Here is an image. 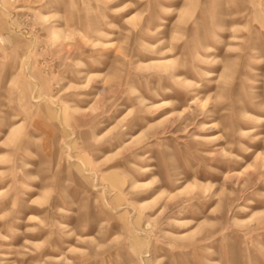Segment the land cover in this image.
<instances>
[{
    "label": "rangeland",
    "instance_id": "374dc122",
    "mask_svg": "<svg viewBox=\"0 0 264 264\" xmlns=\"http://www.w3.org/2000/svg\"><path fill=\"white\" fill-rule=\"evenodd\" d=\"M0 264H264V0H0Z\"/></svg>",
    "mask_w": 264,
    "mask_h": 264
}]
</instances>
